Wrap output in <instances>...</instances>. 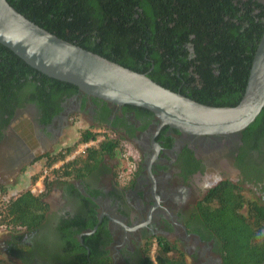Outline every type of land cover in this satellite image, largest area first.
<instances>
[{"label":"flooded vegetation","instance_id":"1","mask_svg":"<svg viewBox=\"0 0 264 264\" xmlns=\"http://www.w3.org/2000/svg\"><path fill=\"white\" fill-rule=\"evenodd\" d=\"M74 115L136 149L132 175L117 178V154L104 156L87 176L54 179L40 226L16 231L0 223L6 228L0 257L9 264H93L96 256L108 264H148L160 241L182 252L188 264H224L223 243L209 217L224 187L243 195L236 211L244 217L250 202L264 208V136L189 135L161 125L143 107L80 90L58 91L44 105L25 102L0 124V194L15 191L39 156L55 154L47 151L59 145Z\"/></svg>","mask_w":264,"mask_h":264},{"label":"trees","instance_id":"2","mask_svg":"<svg viewBox=\"0 0 264 264\" xmlns=\"http://www.w3.org/2000/svg\"><path fill=\"white\" fill-rule=\"evenodd\" d=\"M8 1L59 37L213 106H236L242 100L264 32V0ZM69 90L76 92L79 88L42 73L0 43V124L9 120L18 105L28 101L44 105L58 91ZM241 132L264 136V107ZM99 136L104 138L98 145L52 170L43 192L33 194L28 188L11 198L0 223L13 230L32 231L40 226L49 209L47 197L53 180L89 175L104 156L117 155L121 140L87 128L75 143L45 156V165L50 167L78 144ZM40 174L32 176V183ZM223 190L219 205L209 217L223 243L224 264H262L264 208L250 202L248 216L244 217L236 211L237 203L244 201L243 195L233 186ZM88 238L83 236L86 243ZM173 248L160 241L148 264H188L182 252H171ZM0 264L9 263L0 257ZM93 264H108V258L96 256Z\"/></svg>","mask_w":264,"mask_h":264},{"label":"water","instance_id":"3","mask_svg":"<svg viewBox=\"0 0 264 264\" xmlns=\"http://www.w3.org/2000/svg\"><path fill=\"white\" fill-rule=\"evenodd\" d=\"M0 43L50 77L72 83L85 94L113 104L146 108L161 125L189 135L238 133L254 122L264 107V32L246 91L236 106H213L173 91L145 73L46 30L8 0H0Z\"/></svg>","mask_w":264,"mask_h":264},{"label":"rangeland","instance_id":"4","mask_svg":"<svg viewBox=\"0 0 264 264\" xmlns=\"http://www.w3.org/2000/svg\"><path fill=\"white\" fill-rule=\"evenodd\" d=\"M72 121L73 125L65 129L59 145L52 147L47 152L52 151L54 153H57L61 149L72 145L77 141L84 129L91 127L85 116L74 115ZM106 132L109 135H112V137H116L115 134L111 131ZM117 154L119 158V167L118 169H116V175L117 178L122 181L120 174L124 171H128L127 169H133L135 159L134 157H137V151L132 145H129L125 142L122 143L121 141V149ZM45 161L46 157L39 156L38 159L32 165H30V167H28L25 173H23L24 176L21 177V181L18 183L17 181L15 182V184L17 183V185L15 186V191H13L12 187H10V189L6 190V193L0 194V216L3 213L4 207L6 206V202L9 199L10 195H13L14 192L20 193L21 191L28 189L31 185L32 176L36 173H40V171L44 168ZM5 229V226L0 227V238L3 236Z\"/></svg>","mask_w":264,"mask_h":264},{"label":"built area","instance_id":"5","mask_svg":"<svg viewBox=\"0 0 264 264\" xmlns=\"http://www.w3.org/2000/svg\"><path fill=\"white\" fill-rule=\"evenodd\" d=\"M103 138H104L103 136H99L97 138H92L89 141H86V142L78 144L76 146V148H74L72 151H70L68 153H65V156H62L61 158H59L50 167L45 165L46 164V161H45L44 168L40 171L41 174L38 177V179L34 183H32V181H31V185L29 186V189L31 190V192L33 194H38V193L43 192L44 189H45V179L50 174V172L52 170L57 169L61 165H63L64 163H67V162L75 159L77 156H79L87 148L97 145V143L100 142ZM127 170L128 171H124V172H122L120 174V177H121V179L123 181H128V179L132 175V169L130 168V169H127ZM18 194H20V193L14 192L13 195H10V197L7 200L6 204L11 200V198L17 196ZM8 228H10V227H8ZM17 230H23V228H17ZM155 250L156 249L154 248V252H155Z\"/></svg>","mask_w":264,"mask_h":264}]
</instances>
